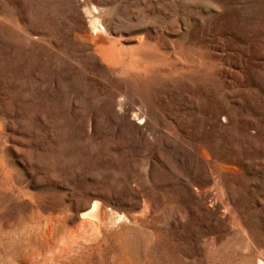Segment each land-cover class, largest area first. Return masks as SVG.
Masks as SVG:
<instances>
[{
    "label": "rangeland",
    "instance_id": "rangeland-1",
    "mask_svg": "<svg viewBox=\"0 0 264 264\" xmlns=\"http://www.w3.org/2000/svg\"><path fill=\"white\" fill-rule=\"evenodd\" d=\"M261 263L264 0H0V264Z\"/></svg>",
    "mask_w": 264,
    "mask_h": 264
},
{
    "label": "bare ground",
    "instance_id": "bare-ground-1",
    "mask_svg": "<svg viewBox=\"0 0 264 264\" xmlns=\"http://www.w3.org/2000/svg\"><path fill=\"white\" fill-rule=\"evenodd\" d=\"M94 31L95 34L91 38L95 54L110 70H114V72L117 71V73H119L125 69H138L140 66L144 65H142V63L161 60L158 59L159 56H147L144 52L145 50H143L144 48L142 49V41L137 38H135V40L132 37L121 38L115 37L107 31ZM121 53H123V55H121ZM169 57H163L162 59H169ZM104 214L105 211L103 207L98 202H92L91 209L87 215L97 220H102Z\"/></svg>",
    "mask_w": 264,
    "mask_h": 264
}]
</instances>
